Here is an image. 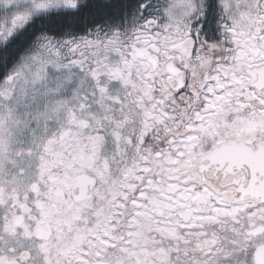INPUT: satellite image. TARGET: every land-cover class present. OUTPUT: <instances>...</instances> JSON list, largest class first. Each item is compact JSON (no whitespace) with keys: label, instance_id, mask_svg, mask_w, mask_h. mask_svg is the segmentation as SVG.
Listing matches in <instances>:
<instances>
[{"label":"snow or ice","instance_id":"snow-or-ice-1","mask_svg":"<svg viewBox=\"0 0 264 264\" xmlns=\"http://www.w3.org/2000/svg\"><path fill=\"white\" fill-rule=\"evenodd\" d=\"M0 264H264V0H0Z\"/></svg>","mask_w":264,"mask_h":264}]
</instances>
